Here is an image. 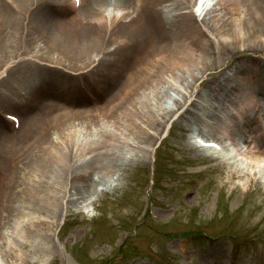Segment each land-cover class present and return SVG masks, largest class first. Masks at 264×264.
I'll use <instances>...</instances> for the list:
<instances>
[{
	"label": "rangeland",
	"instance_id": "374dc122",
	"mask_svg": "<svg viewBox=\"0 0 264 264\" xmlns=\"http://www.w3.org/2000/svg\"><path fill=\"white\" fill-rule=\"evenodd\" d=\"M194 1L188 0L186 5L191 6ZM1 3L12 8L9 11L13 16L10 22L14 33L12 36L0 33L4 45L0 66L3 62L10 65L3 73L0 67V264H264V155L260 167L253 165L252 175H242L240 167L230 165L235 148L228 139L225 141L228 148L223 155L216 153L219 156L216 159L212 157L213 150H207L206 155L195 153L194 150L200 148L189 144L199 133L189 130L198 123V114L183 116L191 100L176 105L169 94L164 100H155L153 110L161 123L151 129L153 133L147 135V139L151 137L149 141L141 142L145 150L133 155L130 162L127 152L119 155V163H127V169L104 172L96 168L86 171L78 180L64 179L58 185L62 187V195L53 199V203L57 211L66 210L65 225L63 223L57 231L58 216L34 210L36 203L26 201L32 194L31 184H36L39 191L45 187L38 185L40 172L32 167L38 154L51 145L55 132L67 126L76 136L80 131L94 130L101 118L104 119L101 132L110 139L108 130L115 127L113 122L107 121L110 117L107 106L143 60L161 49L154 35L158 29L153 24L156 14L141 5L138 11L132 12L140 13L136 30L129 31L125 21L115 28L116 34L123 28L129 31L126 42H114L115 34L104 36V43L99 47V55L104 59L99 76L117 78L114 85L95 88L90 83L84 91L81 88L79 94L64 97L50 92L49 85L55 88L79 75L86 77V69L75 66L77 57L52 47L47 35L34 25L41 20L44 22L51 13L57 18L54 22L59 24L79 11L81 14L77 15L83 19L85 4L81 2L78 7L69 8L65 0H1ZM233 5L224 4V19L238 16L239 11ZM23 23L27 26L23 27ZM142 25L150 26L154 32L145 37ZM221 27L227 28L229 24ZM210 28L217 33L215 26ZM223 38L215 42L219 49H214L215 53L209 58L210 68L188 88L191 93L207 91L213 75H222L226 82L230 81L226 73L230 68L241 66L250 73L264 65V61L255 56L256 50L233 51L235 44L230 46ZM163 44L165 48L169 44L171 52L180 45L175 38ZM213 44L209 45L216 46ZM115 53L121 56L117 66L108 61ZM112 68L116 75H112ZM164 70L168 67L164 66ZM183 72L180 81L183 82V78L190 81V72ZM51 75L58 77L56 83ZM91 77L88 79L96 76ZM234 78L236 75L232 76ZM45 85H48V93L42 103L47 104L45 114H49L52 121L44 135L33 134L27 124L21 123L15 128L11 122L4 123L7 121L5 112H18L20 116L23 111L33 115L35 111L28 110L29 104H21L27 97L32 100ZM182 85L187 86V82ZM214 92L223 93V87L217 85ZM207 93L211 94L208 98L215 96L212 91ZM9 99L16 105L12 106ZM245 106L236 112L242 113ZM64 111L69 112L66 119ZM198 112L202 113L203 108ZM262 121L264 123V117ZM139 123L145 124L139 119V127L131 129L134 131L125 130L127 137L142 130ZM148 128L146 125V130ZM155 132H165V135L154 152L153 147L159 142L152 136ZM134 139L140 143L139 139ZM240 147L246 150L243 142ZM91 155L95 156V152L84 153L83 157L89 159ZM93 179L95 185L91 188ZM81 183L87 185L88 192Z\"/></svg>",
	"mask_w": 264,
	"mask_h": 264
},
{
	"label": "bare ground",
	"instance_id": "6f19581e",
	"mask_svg": "<svg viewBox=\"0 0 264 264\" xmlns=\"http://www.w3.org/2000/svg\"><path fill=\"white\" fill-rule=\"evenodd\" d=\"M65 2L69 8L76 6L74 0H65ZM81 2L86 6L83 19L77 15L81 14L79 11L68 18L65 23L59 24L54 22L57 21V18L51 13L44 19V22L41 20L34 26L47 35L52 47L61 49L67 55L77 57L78 61L75 63L77 68L86 69L84 72L94 73L96 77L90 80L88 77L91 76L79 75L78 79H69L55 88L49 85L50 92L56 93L58 96L69 97L79 94L81 88L84 91V88L90 83L94 84L95 88L109 84L114 85L117 78L110 79L99 76L102 71L101 63L104 62L103 57L99 55V47H102L101 43H104V36L111 34L112 36L115 34L114 37H117L113 38L114 42H126L128 32L136 30L135 28L140 24V13L134 15L132 12L138 11L141 5L147 6L150 10L153 9V13L156 14L153 24L158 29L154 35H157L158 38L155 40L160 41L157 46H161V49L155 50L143 60L140 68L130 75L129 81L123 84L117 96L107 106L110 111L109 119H111L107 121L113 122L115 127V129L108 130L109 136H111L109 140L101 132L104 123V119L101 118L97 121L99 126L94 130L80 131V134L76 136L74 132L66 129L67 126L65 129H60L61 132H55L56 136L53 137L51 145L45 152L38 154L39 156L34 160L32 167L37 169V173H41H38V185L45 187L39 191L36 184L35 186L31 184L32 194L26 201L27 203L30 201L36 203L35 206L32 205L34 210L46 212L55 218L58 216L59 225H61L66 210L57 211L58 208L53 203V199H58L59 194L62 195V187L58 186L62 184V180L75 178L78 180L84 176L86 171H93L96 168L104 172L127 169V163H119V155L127 152V160L130 162L133 155L145 150L141 142H146L147 135L153 133L151 129L161 123V120L155 117L153 110L156 104L155 100H164L168 94L176 105L191 100L182 114L185 116L189 113H197L199 121L189 132L197 131L201 135L213 136V140L218 142L228 139L233 143L235 151L230 165L240 167L243 171L242 175H252L253 165L261 166L264 155V123L262 121L264 117V65L257 66L256 68L259 69L250 73L241 66L230 68L229 71H226L227 78L230 80L227 82L222 75H213L212 82L207 84V91L191 93L188 88L191 89L195 81L203 76V71L209 67L207 63L209 64V58L215 53L214 49H219V44L215 42L220 38L225 37L223 39L230 46L231 43H234L233 51L238 49L256 50L258 53L255 56L264 61V0H195L191 6L186 5L188 0H81ZM227 3L234 4V8L239 11L238 16L232 20L224 19L222 13L224 4ZM101 4L103 6H100ZM105 7H108V13H106ZM9 9L12 8H8V5L2 4L0 0V33L5 35L11 33L12 36L14 30L10 21L13 16ZM26 9L28 10V8ZM21 12L25 14L23 8H21ZM47 12L49 13V11ZM122 22L130 29L127 31L126 28H123L122 32L116 34L115 28L119 27ZM224 23L229 24V27H221ZM25 26L27 23H23V27ZM211 26L216 27L217 33H214ZM23 29L27 30V28ZM142 29L145 37L154 32L150 26L142 25ZM174 38L180 45L178 50L171 52L169 44L165 48L163 42L166 44L168 39ZM30 41L33 42L34 38H31ZM210 43H214L213 45L216 46H210ZM3 46L0 40V53ZM108 61L114 62V66H117L121 63V56L117 53L112 54ZM6 66L8 68L9 63L4 64L3 62L0 66L1 73L6 71ZM164 66L168 67L167 71L164 70ZM193 69L197 70V73ZM184 70L190 72V81L187 78H183V82L180 81ZM111 73L116 75L114 68L111 69ZM233 75H236V78L232 79ZM51 77V80H55L54 83H56L58 77L55 75H51ZM29 82L30 79L27 80V83ZM186 82L187 86L182 85ZM213 83L215 86L212 85ZM217 85L223 87V93L219 95L214 92ZM208 91H212L215 96L208 98L207 96L211 95L207 93ZM47 93L48 85H45L43 90H38L35 93L32 100L27 97L21 104V106L29 104L28 110L35 111L33 115L23 111L20 113L22 124L29 125L33 134L44 135L51 127L52 120L48 117L49 114H45L47 104L42 103ZM8 101L12 106L16 105L15 101L10 99ZM244 104L246 105L245 109L238 114L236 110ZM200 107L203 108L202 113L198 112ZM7 113L15 115L14 112ZM63 116L66 119L69 112L64 111ZM139 119L145 123L144 125L139 123L142 130L138 131L139 133L135 131L133 137L130 135L127 137L125 130L134 131L131 129L138 126ZM67 121L68 119L61 125ZM7 122L10 121H4V123ZM146 125H149L147 130ZM162 135L160 132H155L152 136L160 139ZM134 138L139 139L140 143L135 142ZM150 138L147 140L149 141ZM240 141L246 144L245 151L239 146ZM3 143L4 141H2ZM189 145L195 146L193 142ZM207 150L200 148L194 151L195 153L200 152V155H206ZM94 152L95 156L91 155L89 159H84V153ZM212 157L216 159L219 156L213 154ZM240 158L242 163H240ZM81 184L83 187H87V185ZM94 185L95 180L93 179L91 188ZM72 186L74 189L76 187L77 191L79 190L75 184ZM88 191L89 189L86 188V192ZM30 227L32 228L33 225Z\"/></svg>",
	"mask_w": 264,
	"mask_h": 264
},
{
	"label": "snow or ice",
	"instance_id": "6c2138e0",
	"mask_svg": "<svg viewBox=\"0 0 264 264\" xmlns=\"http://www.w3.org/2000/svg\"><path fill=\"white\" fill-rule=\"evenodd\" d=\"M215 147H219V145L217 144V145H214Z\"/></svg>",
	"mask_w": 264,
	"mask_h": 264
}]
</instances>
